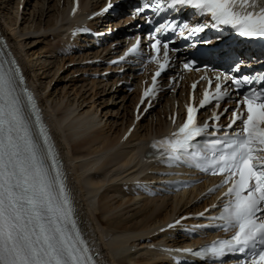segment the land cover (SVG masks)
<instances>
[{"label":"snow or ice","instance_id":"obj_1","mask_svg":"<svg viewBox=\"0 0 264 264\" xmlns=\"http://www.w3.org/2000/svg\"><path fill=\"white\" fill-rule=\"evenodd\" d=\"M113 7L109 0L95 15L107 13ZM184 8L194 9L201 17H210V25L192 27L188 22L165 19L147 34L153 53L151 60L158 69L152 75V86L142 94L141 104L148 99L151 106L149 98L155 94L157 79L172 66L170 52H179L170 46L171 41L163 39L168 33L187 40L210 26L218 31L231 28L247 39H264V0H145L134 12L137 17L146 11L160 16L167 10ZM76 11L74 6L73 14ZM146 23L152 26L153 19L147 18ZM77 31L90 32L83 28L73 35ZM139 44L137 37L136 44L112 63L117 64L136 52ZM183 68L198 70L192 61H185ZM240 69L241 64L237 63L230 73L217 72L208 80L209 87L212 79L215 80V92L205 89L199 102L203 108L214 100L219 108V102L230 96L233 88L241 96L240 89L249 86L242 98L236 100L226 129L216 123L197 124L198 109L189 105L178 130L157 143L162 148V163L169 167L188 164L201 172L221 176L216 188L228 186L222 194L224 199L218 214L209 217V221L231 233L230 237L217 239L198 250L175 251L219 264L228 255L242 257L235 264H264V89L254 87L264 83V76H236ZM196 87L192 85L193 90ZM228 111L226 108L223 113H214L211 120L219 121ZM237 121L242 126L229 132ZM198 137L205 139L194 143ZM157 143L152 147L156 148ZM211 208L216 209L217 205ZM208 211L205 209L199 215L203 217ZM96 255L78 225L58 153L42 122L35 97L18 62L10 52L5 55L0 49V264H100Z\"/></svg>","mask_w":264,"mask_h":264},{"label":"bare ground","instance_id":"obj_2","mask_svg":"<svg viewBox=\"0 0 264 264\" xmlns=\"http://www.w3.org/2000/svg\"><path fill=\"white\" fill-rule=\"evenodd\" d=\"M13 2L14 0H0V27L22 64L32 88L39 94L40 101L47 110L53 135L67 163L66 174L74 195L78 217L100 263H164V259H168L169 256L150 249L148 242L156 237L148 238L153 235L157 227L179 214L181 210L187 209V204L191 200L188 198L190 192L175 197L145 198L140 193L134 195L133 187L128 186L129 188L125 189V185H129L133 178L146 172V168L140 169L141 161L138 153L141 140L153 132L152 126L140 122L126 142H120L129 121L127 115L130 117L131 110L128 108L131 104L129 100H113L115 92L102 89L101 82L91 81L78 86L75 96L79 94L80 102L75 97L72 100L67 98L68 100L65 101L66 93L61 98H56L54 97L56 90L46 93V85L50 84L53 76L65 62V56L59 58L58 54H55L57 50H62L59 48V44L64 42L61 38L62 22L69 19L68 10L65 8V4L69 1L62 0V5L60 0L36 1L34 7L38 5L37 11L33 12V20H31L35 25L33 30L30 29L32 25H27V28L21 26L27 20L25 11L21 14L20 23L17 25L16 7L14 8ZM45 18L47 19L44 20ZM42 22L43 27H41ZM33 36L41 39L40 42L44 45L42 53L48 58L52 57L51 54L55 55V59L49 64L45 65V61L40 56L31 60L28 51L24 49L30 43L27 40ZM68 58L69 61L74 60V56L69 55ZM36 64L40 66L38 72L45 68L48 70L47 67L53 65L51 70L49 69L52 71V77L50 76L51 79L43 86L39 81L40 74H45L48 78V71L40 74L35 72ZM66 69L70 71L72 69L71 73H73L79 72L81 67L77 64ZM79 80L85 81L82 78ZM57 81L59 83L60 80ZM98 86L101 87L99 91L96 90ZM86 92H89V98L98 95L97 100L100 102L81 108L88 98L84 97ZM108 100L113 107L107 105ZM119 109L127 112L125 122L119 123L121 125L119 128L113 129V124L109 126L106 123L102 124L98 110L101 113L105 111L104 115L111 113L107 116L110 117L112 112L117 115ZM121 118H124V114ZM83 120H88L87 124L83 126L74 124ZM161 126L164 127L163 123L156 121V131ZM116 247L121 249L116 251Z\"/></svg>","mask_w":264,"mask_h":264},{"label":"rangeland","instance_id":"obj_3","mask_svg":"<svg viewBox=\"0 0 264 264\" xmlns=\"http://www.w3.org/2000/svg\"><path fill=\"white\" fill-rule=\"evenodd\" d=\"M18 1L19 0H14V8H15V14H16V10H17V7H18ZM36 1H38V0H36ZM35 0L33 1V5L35 6V2H36ZM32 4V0L30 1V0H27V2H26V7H30V5ZM12 5V6H13ZM37 7H38V5L36 6V8H35V10H34V8L33 7H31L29 10H28V12L27 11H25L26 12V18H27V20H26V22H23L22 24H21V26L22 27H28V26H30V25H32V27H30V29H32L33 30V27H35V25H33L34 24V22H33V24H32V21L31 20H33V18H32V15H33V12L35 11H37ZM45 7V6H44ZM28 9V8H27ZM53 13V12H52ZM43 18V17H42ZM21 19V18H20ZM47 18H45L44 20H46ZM19 23H20V21H18V19H17V25H19ZM42 24H43V22L41 23V27H42ZM28 25V26H27ZM30 40H27V42H30L28 45H26L25 46V50H27L28 51V55L30 56V59L31 60H35V58L36 57H41V59H43V61H45V65L46 64H49L50 62H52V57L50 58H48V56L47 55H45V53H42L43 51H42V49H44V48H42V46L44 47V45L40 42V38H37L36 36L34 37H31V38H29ZM39 39V40H38ZM34 53V55H32L31 56V54H33ZM51 56H54L53 54H51ZM72 56V55H71ZM74 56V58L73 59H76V57L77 56H75V55H73ZM26 57H28V56H26ZM61 58V57H60ZM68 59V58H67ZM64 60H65V62H67V61H69V59L68 60H66V57L64 58ZM42 61V60H41ZM49 61V62H48ZM64 62V63H65ZM64 63H63V65H64ZM53 65L52 64H50L47 68H51ZM37 67V68H36ZM72 67V66H71ZM40 68V66L39 65H35V67H34V71L35 72H38V70L37 69H39ZM49 69L47 70L46 68L45 69H41L38 73L40 74V73H42V72H47L48 71V78H47V76L45 77V74H40L41 76H40V83L42 82V86L44 85V84H46L47 83V81L49 80V79H51V75H52V71H49ZM46 70V71H45ZM51 70V69H50ZM67 71H70V70H67L66 69V71H64V72H66L65 74L67 75V77L66 76H62V75H60V77H58L56 80H60L59 81V83L56 85V86H54L53 87V89L52 90H56L55 91V93H54V97H62L63 96V94H65V97H64V100L66 101V100H68V99H70V100H72V99H74V97H75V99H77V101L78 102H80L81 100V98L79 99L78 98V96H79V94H77L76 96H75V91H76V88H78V86H80L81 85V83L80 82H78V80H79V78L78 79H76V80H74V79H71L70 81H68L69 79H68V77H69V73L67 72ZM72 71V70H71ZM64 74V73H63ZM64 74V75H65ZM51 76V77H50ZM53 78H54V76H53ZM52 78V79H53ZM51 79V80H52ZM39 81H38V86H39ZM58 82V81H57ZM78 82V83H77ZM85 83H88V82H85ZM90 83V82H89ZM90 85V84H89ZM47 86V85H46ZM89 87V86H88ZM99 86L98 87H96V90H98L99 91ZM51 90V91H52ZM68 92V93H67ZM80 94H81V92H80ZM84 97L85 98H87V100H86V103H83V105L81 106V108L82 107H89V106H92L94 103L96 104V103H99L100 101H98L96 98H97V95H95V96H93L92 98H89V92H86L85 94H84ZM68 98V99H67ZM123 99V98H122ZM63 100V101H64ZM92 100H95V101H92ZM116 100H121V99H116ZM110 100H108L107 101V105H109V103H111V101L109 102ZM86 104V105H85ZM84 107V108H85ZM111 107H113V106H111ZM93 108H94V106H93ZM122 109V108H121ZM121 109H119L118 110V113H117V115H115V113H113L112 112V115L110 116V117H107V116H109V114H111V113H108L107 115H104V113H105V111H102V113H100V118H101V121H102V124H108V126H109V124H113V129H115V127H120L121 125L119 124V123H123V122H125V116H126V113L127 112H123ZM85 110V109H84ZM128 110H130V108H128ZM111 111H113V110H111ZM111 111H109V112H111ZM115 112V111H114ZM121 113V114H120ZM124 114V118H121L120 119V117L122 116ZM119 117V118H118ZM117 118V119H116ZM128 118H129V115H127V120H128ZM122 119H123V121H122ZM113 121H115V122H113ZM117 122V123H116ZM147 122H143L142 124H146ZM117 124V125H116Z\"/></svg>","mask_w":264,"mask_h":264}]
</instances>
